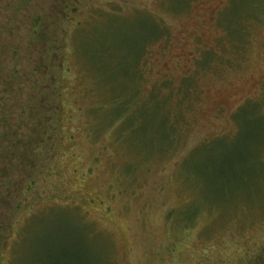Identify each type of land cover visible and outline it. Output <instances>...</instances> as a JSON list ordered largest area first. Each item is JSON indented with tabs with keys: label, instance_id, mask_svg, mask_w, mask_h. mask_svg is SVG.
Returning <instances> with one entry per match:
<instances>
[{
	"label": "rangeland",
	"instance_id": "1",
	"mask_svg": "<svg viewBox=\"0 0 264 264\" xmlns=\"http://www.w3.org/2000/svg\"><path fill=\"white\" fill-rule=\"evenodd\" d=\"M51 1L24 0L16 17L20 1L0 0V88L11 81L7 87L20 92H0V171L19 186L35 182L0 209V235L12 229L0 264H13L16 249L17 264H257L264 257V0H82L79 25L65 35L57 128L47 80L33 72L39 51L17 50L28 45L32 6ZM112 10L123 22L90 28ZM78 32L84 47L110 45V64H97L91 48L80 57ZM96 75L118 97L139 90L138 105L160 86L163 95L172 90L164 112L174 132L160 117L125 123L137 98L116 120L120 107L106 102ZM183 79L188 97L177 92ZM34 132L45 140L37 151ZM13 134L21 141L12 143ZM49 145L55 160L41 159ZM52 207L70 213L27 226Z\"/></svg>",
	"mask_w": 264,
	"mask_h": 264
},
{
	"label": "trees",
	"instance_id": "2",
	"mask_svg": "<svg viewBox=\"0 0 264 264\" xmlns=\"http://www.w3.org/2000/svg\"><path fill=\"white\" fill-rule=\"evenodd\" d=\"M20 3L17 5V7H15L14 9V15L16 17H18L19 15H23L22 9H25L24 4V0H19ZM82 0H52L50 3V6H48V8H45L43 6H39V10H34L33 6V12L31 13V17H29V22L28 25L24 31V35L26 36V38H28V45L25 46H21L19 45V47L17 48L18 52L20 49H25V52H28L31 54V51H39L38 54V60L41 61V64H34V69L33 72L37 75V74H41L42 77H44L47 80V85H48V89H46L45 91L50 95L49 98L52 101V104L50 103L48 105V109L50 110L49 113L52 114L54 120V123L57 125V119H59L60 116V105H62V98L64 95V90L61 87V85H58V78H61V75L64 73V71H66L67 67L65 65V60H64V52H65V35H66V31L67 29L70 28L71 25L78 26L79 22L75 23V16L78 13V8L79 5L82 4ZM20 17V16H19ZM99 22L97 25L91 26L90 28L92 29L93 27L97 26V27H101L103 26H107L110 24V20L113 19L115 22H120L122 21V19H119L118 15L116 14V12H114V10L110 11L107 16L103 17L100 16L99 17ZM123 22V21H122ZM21 25V24H20ZM105 26V27H106ZM80 32V31H79ZM78 32V36H77V53L78 55H80V53H83L86 49H92L93 50V54L96 56V62L97 64H110L111 62V55L110 54V45H99L98 50L96 51V49H94L92 46H87L84 47L83 43H79L80 42V33H84L86 32V30L83 28V30L79 33ZM151 42V41H150ZM25 45V43H22ZM34 46V47H33ZM147 46V44L145 45V47ZM144 47V49H145ZM35 52V51H34ZM81 57V55H80ZM99 64V65H100ZM139 69V62H136V65L134 67V71H135V75H137V80L140 81L142 80V77L140 75V71H138ZM64 75V74H63ZM25 76L27 77V74L25 73ZM29 76V75H28ZM95 77H97V79L95 78L94 80L98 83H102L101 88L107 89L108 93L106 94V102H108L109 105L116 106L119 105L120 107V113L116 116V120H121L124 117V114L128 111V104L129 101L135 100V98H137V96L139 95V90H137L135 88H133V85H131L130 87L133 89H130L129 92H123L122 95H120L119 97L114 94L113 92L111 93L109 88L105 87L104 81L99 79L101 77H98V75H96ZM187 82V84H185V81ZM12 84L11 81H9L8 83L5 82L3 83V88H0V92H3L4 95L10 96L12 94H14L15 92H19V90H13L10 87L8 88L7 86ZM58 85V86H57ZM163 86L165 84H162ZM190 82L188 79H183L182 81H180V87L178 88V93L183 95V97H188V95L190 94ZM7 87V88H6ZM32 88H35L34 86ZM160 88L158 90L157 94H154L153 92L150 94V99L149 102H147V104H140L138 105V99L135 100L136 101V105L134 106L135 108L131 109L133 111V115L130 117H127L124 121H126L125 123H128V120H132L134 122V125L142 126L144 125L147 121L149 122L150 120H154L156 117H160V119H164L165 121L163 122V120L160 122V125L162 127L165 128H169L170 132H174L173 130V125L171 124V122H169V124H166L167 121V115L168 117H170V112L169 109H167V115L164 112L166 109V103L168 102V100L171 98L170 96L172 95V90L166 94L163 95L160 92ZM8 89V90H7ZM14 92H13V91ZM45 93V94H47ZM160 97V99H158L157 97ZM115 98L117 99L116 101L123 99L124 102H121L120 104H116ZM2 99L1 93H0V101ZM30 99V97H29ZM135 101H132V103H135ZM53 104H55V106H52ZM130 105V104H129ZM41 112V109H40ZM36 117V115H34ZM150 119V120H147ZM56 121V122H55ZM41 122V118H39L38 123ZM121 126L125 125L124 122L120 124ZM92 128V127H91ZM91 128L89 130H91ZM95 128H97L95 126ZM144 130V128H142ZM172 129V130H171ZM120 127L117 130V137L118 140L120 142V140L122 139L120 133H119ZM94 131V130H92ZM133 129H128V132H132ZM127 132V133H128ZM35 133V132H34ZM37 133H35L36 136ZM52 134V133H51ZM7 137V134H5ZM43 134L40 133L38 134L36 137H33L30 146H32L33 148H35V150L37 151V143H40V145H42L41 143L44 142L45 140L42 136ZM170 135V134H169ZM56 136V135H55ZM12 143L15 142H19L21 141L20 139H18L17 134H13L12 135ZM171 141V139L169 140V142ZM13 144H11L12 147ZM20 145V143L18 144V146ZM55 145V144H54ZM14 150L16 149H12V155H14ZM47 150H51L49 151V153L46 152V154H42L41 155V159H46V160H53L54 159V153L57 150V147H52V145H49V148ZM145 150V147H144ZM143 150V151H144ZM35 151V152H36ZM141 152V151H140ZM48 157V158H47ZM20 161H24L22 158L18 159ZM30 160L35 161V163L37 164V160H34L33 158H30ZM55 160V159H54ZM20 165V162H19ZM23 165V164H22ZM18 166V165H17ZM13 167V166H12ZM14 169V168H13ZM16 169V168H15ZM26 170V169H24ZM24 170H22L21 172L24 173ZM14 171V170H13ZM40 171V170H39ZM3 172V173H2ZM0 177L3 178L5 180V183L2 182L1 186H0V209L1 208H5V205H8L7 203V199H11L14 200V198L16 199V201H18L19 199H21L25 193L28 191L27 187H30L32 184H34V180L33 181H29V183L23 185V186H19L16 183H11L9 182V179L11 180V175H9V170H6V172L4 170L0 171ZM27 186V187H26ZM26 189V190H25ZM42 202V201H37ZM37 202H34L36 207H37ZM43 203V202H42ZM13 204V203H11ZM17 203L14 204V206H16ZM17 207V206H16ZM27 210H33L34 206L31 207H27ZM52 209H55V207L50 208L49 210H40L38 212V218H35V220L33 222H31L29 225H33L36 222H38V220H44L43 217H49L50 216H59V214L62 211H65V215L70 213V209L67 210H62L60 213L58 212H54ZM47 211H49L47 213ZM83 218H80V221L82 222ZM83 223V222H82ZM177 223V227L179 229H184L188 226L187 223L185 224L184 222H176ZM5 226V225H4ZM27 226L26 228L22 229L23 231V236L27 230ZM6 227V226H5ZM6 231L8 233H4V235H0V259L2 258L3 250H4V246L6 244V238L8 239L9 234L11 233L12 229H9L8 226L6 227ZM5 230V228H3V224L0 223V232H3ZM187 230V228H186ZM20 235H22V232L19 233ZM17 249L14 250V259H13V264H17V257L18 254L16 253ZM260 258L258 259L259 261L257 264H264V257L259 256ZM1 261V260H0ZM240 261H237L234 264H239ZM12 264V263H11Z\"/></svg>",
	"mask_w": 264,
	"mask_h": 264
}]
</instances>
